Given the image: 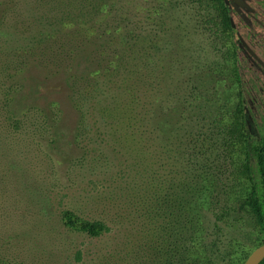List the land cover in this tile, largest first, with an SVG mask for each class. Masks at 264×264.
Here are the masks:
<instances>
[{
  "label": "rangeland",
  "instance_id": "374dc122",
  "mask_svg": "<svg viewBox=\"0 0 264 264\" xmlns=\"http://www.w3.org/2000/svg\"><path fill=\"white\" fill-rule=\"evenodd\" d=\"M39 2L32 16L28 0H0V264H162L171 243V210L177 193L184 196L182 183L193 165L183 151L187 132L180 131L185 144L179 147L173 139L176 132L171 139L163 136L153 115L163 104H174L175 85L187 91L195 84L197 69L222 61L223 53L215 50L199 9L180 0L167 17L175 32L167 36L170 52L161 58L169 71L161 75L159 85L156 43L161 11H151L159 0L122 1V18L129 25L124 31L135 30L147 49L136 60L135 77H141L135 88L140 99L137 123L128 130L125 111L118 109L121 123L95 128L88 109L74 140L80 112L69 98L66 81L98 68L86 56L93 54L95 45L93 38L88 45H73L71 35L77 29L70 23L41 36L44 28L33 20L45 22L54 16L52 2ZM238 2L227 0L235 23L232 45L244 78L248 122L259 128L264 120V75L250 72V10L238 9ZM246 4L250 6V0ZM160 88L169 93L166 101L159 97ZM215 91L213 111L235 108L237 85L221 81ZM209 122H202L206 130ZM194 123H189L191 129H196ZM231 151L227 160L232 162L222 171H211L220 179L211 192L220 200L217 212L228 209L219 221L220 260L244 264V255L257 248L258 231L245 213L234 211L251 183L239 175L241 153ZM216 156L219 164L225 162L222 145ZM65 209L102 220L111 230L101 237L73 231L63 223Z\"/></svg>",
  "mask_w": 264,
  "mask_h": 264
},
{
  "label": "trees",
  "instance_id": "16d2710c",
  "mask_svg": "<svg viewBox=\"0 0 264 264\" xmlns=\"http://www.w3.org/2000/svg\"><path fill=\"white\" fill-rule=\"evenodd\" d=\"M39 1L43 0H28L27 4L32 5L29 10L32 16L39 9ZM46 1L52 2L54 20L50 17L45 22L42 21L43 18L39 21L33 20V23L38 22L40 27L44 28V31L40 32L41 36L49 35L48 31H54L56 26L62 27L70 23L77 29L75 35H71L74 38L73 45H88L90 38H93L95 45L93 54L86 56L88 62L97 63L98 68L74 74L66 81L70 91L69 98L80 112V125L76 128L74 140H77L79 130L85 125V117L90 109L89 114L95 128L107 124L113 127L121 123L123 115L121 114L120 118L117 110L123 109L127 118L125 124L128 130L131 129L137 123L135 107L140 100L135 91L136 82L139 80L135 77L139 73L136 60L138 61L144 53L146 55L147 49L142 45L140 35L135 33V30L124 31L125 26H129L125 18H122L124 0ZM189 2L199 9L201 22L212 35L215 50L223 53V60L200 66L194 74L195 84H191L187 91L181 84L175 85L174 104L164 106L161 102L163 105L156 109L153 115V120L163 136H169L171 139L172 134L176 132L172 138L179 141V147L185 144L180 131L187 132L189 140L183 151L188 155V162L193 165L188 178L182 183L184 196L177 193L171 210L167 232L171 243L165 251L166 258L162 264H237L236 261L220 260L219 221L224 219L228 209L217 212L220 200L217 194L211 192V186L220 179L211 171L216 168L222 171L221 167L232 162L231 158L227 160V154L231 157V150L235 149L241 153L239 175L246 178L251 186L243 197L237 199V209L234 211L243 212L249 220L251 219L258 231L256 247L264 243V120L259 128L248 122L244 78L238 65V51L232 45L235 27L226 0ZM180 3V0H159L157 6L149 9L153 13H156V10L161 11L157 32L159 39L156 43V53L159 57L155 55L159 60L157 69L160 76L169 71V66L162 62L161 57L170 52L169 38L175 32V27L167 17L171 16L174 6ZM174 38L177 40L180 36ZM102 71L104 74H101ZM122 74V79L118 78ZM163 81L161 76L158 84H163ZM221 81L238 86L237 102L233 110L215 112L212 110L216 99L215 90ZM121 82L125 84L123 88ZM141 83L147 85L145 82ZM83 87L84 90H81ZM160 89L159 97L165 98L164 101L169 99V93ZM183 91L186 94H183ZM109 96L113 98L109 100ZM207 119L210 122L206 130L205 123L202 122ZM191 122H195L196 129H191ZM221 145L226 150V157L225 162L219 164L216 153ZM62 220L67 228L91 237H101L111 230L104 221L84 218L70 209L63 210ZM249 255H244L243 261ZM260 264H264V259Z\"/></svg>",
  "mask_w": 264,
  "mask_h": 264
},
{
  "label": "flooded vegetation",
  "instance_id": "af4514ba",
  "mask_svg": "<svg viewBox=\"0 0 264 264\" xmlns=\"http://www.w3.org/2000/svg\"><path fill=\"white\" fill-rule=\"evenodd\" d=\"M237 8L250 10V72L258 76L264 75V0H250V6L243 4L247 0H239ZM241 2L243 3L241 5ZM227 4V0H226ZM231 15L233 17V10ZM237 12V10L235 9ZM233 22V21H232ZM235 27V24L233 25ZM244 43V42H243Z\"/></svg>",
  "mask_w": 264,
  "mask_h": 264
},
{
  "label": "water",
  "instance_id": "95a60500",
  "mask_svg": "<svg viewBox=\"0 0 264 264\" xmlns=\"http://www.w3.org/2000/svg\"><path fill=\"white\" fill-rule=\"evenodd\" d=\"M233 21V25H234ZM264 259V243L259 245L245 260L244 264H260Z\"/></svg>",
  "mask_w": 264,
  "mask_h": 264
}]
</instances>
